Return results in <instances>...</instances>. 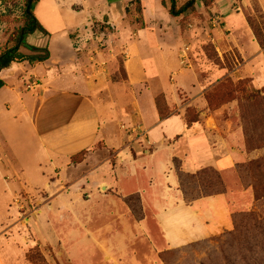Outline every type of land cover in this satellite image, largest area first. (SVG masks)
Returning a JSON list of instances; mask_svg holds the SVG:
<instances>
[{"label":"rangeland","instance_id":"obj_1","mask_svg":"<svg viewBox=\"0 0 264 264\" xmlns=\"http://www.w3.org/2000/svg\"><path fill=\"white\" fill-rule=\"evenodd\" d=\"M98 1L82 0V15L62 11L68 27L83 23V13L95 10ZM23 5L24 0H0V51L12 46L22 27ZM126 11V25L133 27L126 26L127 30L135 32V27H144L139 2L128 3ZM113 12L115 25L121 24L123 8ZM85 15L88 22L73 30L71 38L75 48L82 47V73L89 84L88 90L83 85L78 89L100 111L99 138L87 152L62 163L49 159L40 167L30 155L34 150L24 148V180L11 173L1 143V264H264V108L259 102L246 104L239 100L208 108L204 99V91L223 79L233 86L243 81L248 91L264 88V52L249 25L250 21L262 26L264 0H211L179 19L180 28L170 33L176 37V54L161 66L158 76L163 91L172 86L175 92L173 100L169 98L167 102L158 89L155 107L158 98L170 116L182 115L185 120L187 111L198 114L200 136L191 137L182 127V119L175 117L166 123V128L158 127L152 132L157 146L169 150V155L180 162L183 160L184 169L213 163L209 152L220 156L235 150L238 155L234 168L224 172L212 166L184 172L179 189L183 201L190 204L222 187L229 198L232 226L179 248L162 245L154 219L160 209L153 200L143 202L138 195L126 198L130 194L121 198L110 188L90 185L88 173L94 165L115 163L116 147L125 146L123 142L119 145L121 135L133 136L142 152L148 148L147 138H140L147 130L138 101L142 99L144 105L145 125H154L148 111L155 85L146 82L132 88L124 64L128 46L118 43L105 20L97 23ZM41 18L44 20L42 15ZM46 41L43 35H27L24 49L31 52L30 48L43 47ZM183 52L187 53L185 65L180 59ZM151 66L145 65L149 75ZM176 83L189 86L183 89ZM12 94L0 88V113L2 101L9 97L11 101ZM161 132L167 137L163 144L159 143ZM189 145L193 152H202L199 159ZM21 149L20 144H14V150ZM252 163L251 173L237 170ZM203 171L206 174H201ZM215 177L220 179L221 187ZM135 187L130 180H124L121 186L125 194L133 193ZM130 197L132 200H128Z\"/></svg>","mask_w":264,"mask_h":264},{"label":"crops","instance_id":"obj_2","mask_svg":"<svg viewBox=\"0 0 264 264\" xmlns=\"http://www.w3.org/2000/svg\"><path fill=\"white\" fill-rule=\"evenodd\" d=\"M81 1L39 0L35 3L32 12L49 34V37L44 36L47 39L44 46L36 48H47L49 58L42 63H13L8 69L0 72V88L11 90L13 93L11 101L10 97L2 101L0 113V139L11 173H16L24 180V176H21L25 171L21 164L26 155L24 148L34 150L30 155L40 167L49 159L54 163H62L87 152L99 138L100 111L89 96L78 89L83 85L85 90H88L89 84L82 73L79 57L82 47L75 48L71 38L73 30L80 29L88 22L85 14H89L90 19L97 23H103L105 20L113 29L112 34L116 35L118 43L123 47L125 44L128 46L129 56L124 64L129 85L132 88L146 82L155 85H150L155 91L148 111V117L154 121V125H145L144 105L142 99L138 101L143 127L147 130L148 148L143 153L141 145L133 141V136L121 135L119 145L123 142L125 146L116 147L115 163L109 164L105 161L94 165L88 173L90 185L94 184L93 188L99 185L110 188L121 198L130 194L126 198L138 195L143 202L153 200L156 208L160 209L154 214V219L160 230L161 243L169 248L203 241L229 229L232 226V212L228 195L224 192L202 196L190 204L185 203L171 163L175 157L169 155V150H162L157 146L155 138L152 137L156 128H166V123L175 117L182 119V127L187 133H191V137L200 136L199 123L187 129L182 115H172L160 121L154 103L158 89L165 95L167 102L169 98L173 100L174 88L170 86V90L163 91L159 85L158 73L161 66L167 65L169 59L175 57L177 41L170 33L173 34V31L176 32L180 28L178 21L183 17H170L160 0H100L95 5V10L88 9L83 13V23L68 27L62 11H77L82 15ZM131 1L140 3L144 27H135L129 42V33L132 31L127 30L126 26L133 27L126 25V7ZM119 7L123 8L124 13H121V24L115 25L113 9ZM36 34L41 35L38 32L33 35ZM21 53L25 56L33 55L24 48ZM147 63L152 65L151 75L146 72ZM176 86L187 89L189 84L176 83ZM27 87L30 89L25 91ZM160 136L162 138L159 143H166L164 132H161ZM14 144H20L22 149L14 150ZM192 149L190 146L194 157L199 159L202 152H193ZM231 151L232 153L220 156L209 152L213 163H205L192 169H184L182 160L181 169L186 173H194L200 167L212 166L218 172L227 171L234 168L238 156L235 150ZM124 180L135 183L136 187L131 191L133 193L122 192Z\"/></svg>","mask_w":264,"mask_h":264},{"label":"trees","instance_id":"obj_3","mask_svg":"<svg viewBox=\"0 0 264 264\" xmlns=\"http://www.w3.org/2000/svg\"><path fill=\"white\" fill-rule=\"evenodd\" d=\"M39 0H24L23 5V25L17 31L14 36L12 46L0 51V72L8 69L11 64H21L25 61L29 63H42L49 58V53L47 48L38 49L35 47L30 48V51L34 54L31 56H25L21 53V49L25 47L24 38L27 35H33L34 33H40L45 37H49L47 31L40 25V23L35 18L32 7ZM211 0H160L161 5L167 9V12L170 17L178 18L184 17L187 13H192L196 10L197 7H204ZM249 25L252 28L254 37L260 47L264 52V22L261 24L253 23L249 21ZM262 27V28H261ZM1 83V82H0ZM264 88H261L256 91H248L245 82L238 81L234 86L229 83L227 79H223L219 81L217 84L208 88L204 91V99L207 103L208 108L218 107L219 105L239 100L240 102H244L246 104H261L264 108ZM157 113L159 116V120L163 121L168 119L170 115L167 112V107L165 104H160L158 98L156 100ZM193 112L186 113L185 124L186 128H190L194 124L199 123V115L192 114ZM75 157V156H74ZM73 158V157H72ZM172 165L175 172V175L179 182V188H181V178L184 176V172L181 169V162L177 158L172 159ZM237 167V166H236ZM254 169V164H247L238 168L237 170H243L247 173H251ZM201 174H206L204 173ZM197 176V175H196ZM215 181L218 182L221 187V182L218 177H215ZM254 191L258 192V189L255 185L251 186ZM224 191H217L214 194L217 195L223 194ZM204 195V196H210ZM128 200H132L131 197ZM188 204V202H186Z\"/></svg>","mask_w":264,"mask_h":264},{"label":"built area","instance_id":"obj_4","mask_svg":"<svg viewBox=\"0 0 264 264\" xmlns=\"http://www.w3.org/2000/svg\"><path fill=\"white\" fill-rule=\"evenodd\" d=\"M186 58H187V53H186V52H183V53L181 54V56H180L181 64H182V65H185L184 63H185ZM140 135H141L140 138H142V140H146V138H147V137H146V134L141 133ZM0 158H1V141H0Z\"/></svg>","mask_w":264,"mask_h":264}]
</instances>
